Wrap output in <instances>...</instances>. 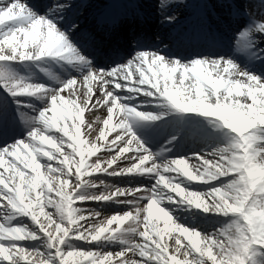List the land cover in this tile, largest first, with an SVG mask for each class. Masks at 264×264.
Wrapping results in <instances>:
<instances>
[{
  "label": "snow or ice",
  "instance_id": "obj_1",
  "mask_svg": "<svg viewBox=\"0 0 264 264\" xmlns=\"http://www.w3.org/2000/svg\"><path fill=\"white\" fill-rule=\"evenodd\" d=\"M0 264H264V0H0Z\"/></svg>",
  "mask_w": 264,
  "mask_h": 264
},
{
  "label": "rangeland",
  "instance_id": "obj_2",
  "mask_svg": "<svg viewBox=\"0 0 264 264\" xmlns=\"http://www.w3.org/2000/svg\"><path fill=\"white\" fill-rule=\"evenodd\" d=\"M165 110H166L165 108H160L159 109V112L162 113ZM152 113L153 114H157V110L156 109H153L152 110ZM218 136H219V134H218ZM43 147H44L45 150H49V148H50V146H48V145H43ZM20 155H21V157H23L24 153H21ZM97 155H99V153ZM77 159H78V157H77ZM92 159H94V157H91L89 160H92ZM122 166H126V161L124 162V164ZM41 171L43 172V169ZM116 178L117 177H102V179H104L106 182H110L112 184H121V181H118V183H115V180H123V179H125L127 177H125V178H121L120 177L121 179H116ZM108 179H114V180H108ZM73 206L74 207L79 206V202H73ZM171 207L174 209V211L171 213L174 216V218H176L178 222H183V219H184V217L187 214L186 210H182L180 207H177L175 204H173ZM49 211H54V210L49 209ZM114 214H116V213H112V212L106 213L107 216H111V215H114ZM180 219H182V220H180ZM127 223H128V221H125V225ZM160 224H161V227H163V221H160ZM125 225H121V227L123 228ZM111 227H114V225L111 226Z\"/></svg>",
  "mask_w": 264,
  "mask_h": 264
},
{
  "label": "bare ground",
  "instance_id": "obj_3",
  "mask_svg": "<svg viewBox=\"0 0 264 264\" xmlns=\"http://www.w3.org/2000/svg\"><path fill=\"white\" fill-rule=\"evenodd\" d=\"M135 26V28H138V25H131V26H127V27H134ZM52 114V113H51ZM86 115V117H87V113L85 114ZM92 120H94L95 121V117H90ZM106 118V117H105ZM69 121L71 122V123H73L74 121L73 120H71V119H69ZM115 123V120H113V124ZM99 128H105V126H104V124H103V120H100L99 121V126H98V128H97V125L94 123V125H93V129H94V131H93V135L90 137V138H92L93 139V137H95L96 135L98 136L99 135ZM82 133H83V130H82ZM110 133V132H109ZM110 134H112V133H110ZM186 141L188 142V144H191V149H194V148H198L199 146H198V143H201V141H202V138L199 136V134H198V132H197V130H191L190 131V133H189V135H188V137H187V139H186ZM87 143V141L85 142V144ZM84 144V145H85ZM84 145H81V147H83ZM118 181H121V180H115V183H118ZM125 181H130V179H128V180H125ZM125 181H121V184H123ZM110 183V182H109ZM124 186H126V185H124ZM114 206V205H113ZM114 207H118V206H114Z\"/></svg>",
  "mask_w": 264,
  "mask_h": 264
}]
</instances>
